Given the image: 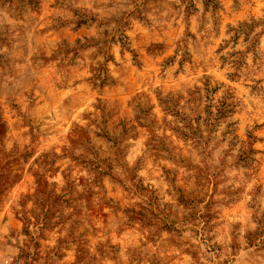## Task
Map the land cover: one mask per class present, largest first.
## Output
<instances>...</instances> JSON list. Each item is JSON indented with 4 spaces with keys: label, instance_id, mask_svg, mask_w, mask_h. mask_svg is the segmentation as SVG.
I'll use <instances>...</instances> for the list:
<instances>
[{
    "label": "rangeland",
    "instance_id": "374dc122",
    "mask_svg": "<svg viewBox=\"0 0 264 264\" xmlns=\"http://www.w3.org/2000/svg\"><path fill=\"white\" fill-rule=\"evenodd\" d=\"M264 264V0H0V264Z\"/></svg>",
    "mask_w": 264,
    "mask_h": 264
},
{
    "label": "built area",
    "instance_id": "2783aa9c",
    "mask_svg": "<svg viewBox=\"0 0 264 264\" xmlns=\"http://www.w3.org/2000/svg\"><path fill=\"white\" fill-rule=\"evenodd\" d=\"M1 264H16V262L12 258H4Z\"/></svg>",
    "mask_w": 264,
    "mask_h": 264
}]
</instances>
